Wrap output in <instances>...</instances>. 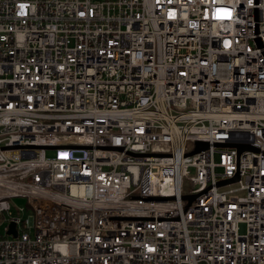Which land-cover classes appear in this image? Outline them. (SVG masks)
<instances>
[{"label": "built area", "instance_id": "2783aa9c", "mask_svg": "<svg viewBox=\"0 0 264 264\" xmlns=\"http://www.w3.org/2000/svg\"><path fill=\"white\" fill-rule=\"evenodd\" d=\"M0 228V264H264V0H0Z\"/></svg>", "mask_w": 264, "mask_h": 264}, {"label": "rangeland", "instance_id": "374dc122", "mask_svg": "<svg viewBox=\"0 0 264 264\" xmlns=\"http://www.w3.org/2000/svg\"><path fill=\"white\" fill-rule=\"evenodd\" d=\"M58 155V151L56 149H48L46 151V156L49 158H55ZM11 204L14 210H17L19 208L28 209L29 201L27 198H13L11 200ZM28 215V213H25V216ZM0 234H4L2 228H0Z\"/></svg>", "mask_w": 264, "mask_h": 264}, {"label": "water", "instance_id": "95a60500", "mask_svg": "<svg viewBox=\"0 0 264 264\" xmlns=\"http://www.w3.org/2000/svg\"><path fill=\"white\" fill-rule=\"evenodd\" d=\"M196 145H197L198 150H203V149L207 148L206 143L198 142ZM233 146H236V148L238 149L239 152H242L243 150H246V149H249V150L254 149L250 146H242V145H233ZM237 180H238V178H235L233 180H228V181L222 182L220 184L233 183V182H236ZM159 199H161V198H159ZM9 233L13 236H16L17 232L15 230V224L11 225V229H10Z\"/></svg>", "mask_w": 264, "mask_h": 264}]
</instances>
